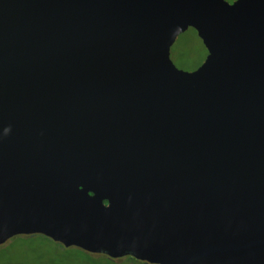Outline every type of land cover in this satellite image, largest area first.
<instances>
[{"label": "water", "instance_id": "95a60500", "mask_svg": "<svg viewBox=\"0 0 264 264\" xmlns=\"http://www.w3.org/2000/svg\"><path fill=\"white\" fill-rule=\"evenodd\" d=\"M264 264V0H0V246Z\"/></svg>", "mask_w": 264, "mask_h": 264}, {"label": "rangeland", "instance_id": "374dc122", "mask_svg": "<svg viewBox=\"0 0 264 264\" xmlns=\"http://www.w3.org/2000/svg\"><path fill=\"white\" fill-rule=\"evenodd\" d=\"M0 264H145L131 256L110 259L78 248H65L47 237L16 236L0 246Z\"/></svg>", "mask_w": 264, "mask_h": 264}, {"label": "trees", "instance_id": "16d2710c", "mask_svg": "<svg viewBox=\"0 0 264 264\" xmlns=\"http://www.w3.org/2000/svg\"><path fill=\"white\" fill-rule=\"evenodd\" d=\"M35 235H30V236H23V237H25V238H30V237H34ZM38 236H41V235H38ZM42 237V236H41ZM44 237V236H43ZM113 260V259H112ZM145 264H147V263H145Z\"/></svg>", "mask_w": 264, "mask_h": 264}]
</instances>
